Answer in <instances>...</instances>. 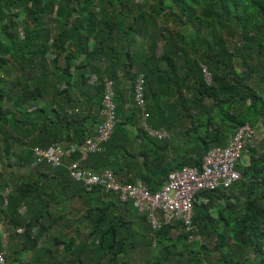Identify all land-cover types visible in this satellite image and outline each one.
Returning <instances> with one entry per match:
<instances>
[{"label":"trees","instance_id":"obj_1","mask_svg":"<svg viewBox=\"0 0 264 264\" xmlns=\"http://www.w3.org/2000/svg\"><path fill=\"white\" fill-rule=\"evenodd\" d=\"M12 14L26 18L24 37H14L18 25ZM163 16L173 19L172 29L159 25ZM53 17L60 19L57 29L47 22ZM182 17L188 23L196 19L199 24L185 38L187 43L175 30ZM7 19L11 28H2ZM222 34L238 38L233 51ZM131 49L136 51L134 55ZM8 56L22 62V69L35 68L42 74L34 83L18 78L12 89L7 80H0V142L5 144L0 159L8 168L0 166V226L5 225L9 234L6 240L0 230V253L6 252L7 264H12L10 253L14 254L13 264H65L58 262L51 248L42 254L41 242L47 241V233L52 231L57 234L49 237L55 239L50 242L62 245L63 252L73 255L78 264H135L129 256L136 249L139 222L148 224L153 248L164 247L165 253V261L157 256L141 264H168L172 257L179 258L175 264H264L262 140L244 151L238 166L240 182L228 190L200 193L208 202L195 203L192 231L176 222L164 227L156 239L132 201L124 204L116 192L101 186L87 191L81 181L72 178L71 166L80 160V149L61 167L46 163L33 167L37 147L48 149L57 143L80 146L92 135L103 119L105 80L114 82L115 133L105 143V151L90 154L81 166L99 174L110 170L121 184L140 180L155 193L171 172L184 166L201 168L206 153L227 146L229 134L234 135L238 128L264 127V0H0V70ZM133 56L148 60L142 66L147 123L154 129L169 130L171 134L164 140L150 136L140 125L135 83L132 98L125 95L121 77L132 70ZM101 60L106 66L97 74L92 62ZM236 61L241 71L235 68ZM203 67L211 72V83L206 82ZM90 71L96 75L95 84L90 81ZM54 88L57 97L73 101L66 116L58 109L52 116L49 106L43 104ZM189 88L194 90L192 99L186 94ZM184 120L189 124L182 123L175 130L174 125ZM128 127L131 130L127 131ZM171 131L186 138L181 139L177 159L173 158L176 150L171 139L175 134ZM15 145L19 149L14 152ZM89 160L95 164L86 166ZM30 166L31 170L48 169L59 185L67 188L72 181L80 190L77 197L82 207L78 211L84 214L74 232L59 234L62 221L72 214L69 206L76 209L73 197L50 194L44 179H35L36 173L23 174L21 185L19 171ZM28 215L32 219L25 223ZM177 230L180 234L175 238ZM210 230L213 233H208ZM14 234L19 250L10 247ZM191 234L214 236L212 254L217 256L210 258L207 244L211 238L200 243L201 249L191 247Z\"/></svg>","mask_w":264,"mask_h":264},{"label":"built area","instance_id":"obj_2","mask_svg":"<svg viewBox=\"0 0 264 264\" xmlns=\"http://www.w3.org/2000/svg\"><path fill=\"white\" fill-rule=\"evenodd\" d=\"M203 73L206 82L211 83V72L203 67ZM145 85V75L138 74L135 83V104L141 112V126L150 136L164 140L170 136V133L164 129L151 128L147 123ZM102 105V122L93 129L92 135L87 137L83 144L80 146L73 144L70 148L64 143H57L56 146L48 149L37 147L34 152L33 167L38 168L45 163L57 168L61 167L67 157L80 149L82 151L80 160L71 166L72 178L81 181L87 191L101 186L107 191L116 192L124 204L132 201L139 213L146 217L155 239L164 227L176 222L182 223L188 232L192 231L195 203L208 202V199L200 196V193L218 189L228 190L242 180V174L238 170L240 160L247 146L255 145L256 129L250 125L238 128L227 146L210 149L203 158L201 168L184 166L171 172L159 191L155 193L142 182L119 183L110 170L99 174L83 169L82 162L92 153L105 151V143L115 133L118 119L112 80L104 82ZM0 230L4 239L8 240L9 234L5 231V225L0 226ZM194 237V234L190 235L191 240ZM0 264H7L6 252L0 253Z\"/></svg>","mask_w":264,"mask_h":264},{"label":"rangeland","instance_id":"obj_3","mask_svg":"<svg viewBox=\"0 0 264 264\" xmlns=\"http://www.w3.org/2000/svg\"><path fill=\"white\" fill-rule=\"evenodd\" d=\"M134 1L143 2V0H134ZM175 11H176V9H175ZM15 14L17 15V12ZM16 15L12 14V17L14 18L15 24L18 25V28L14 34V37H18V35H20V34H21L20 36L24 37V26L25 25L23 24V22L26 23V18H23V16H21L19 18H15ZM181 21H182V24H181L182 26L180 25L179 28L175 27V30L180 32L182 38H184L183 40H186V43H187L188 39H185V38L192 34L193 26L198 27L199 24L197 23L196 19H194L192 23H188L186 20V17H182ZM47 22L51 26L52 29H57L59 26V23H60V19L57 17H55V18L53 17V19L48 18ZM173 22L174 21L172 18L169 19L168 17L163 16L161 18V20H159V25L162 26L163 28H167L166 30H170L174 26L175 22L174 23ZM195 24H197V25H195ZM10 26H11L10 20H8V19L4 20V23H2V28H6V29L11 28ZM184 26H186V27H184ZM1 33H3V32H1ZM222 37L226 39L228 49L233 51L234 44H236L235 42L238 41V38L236 36L227 37L226 34H222ZM186 43H184L183 45L185 46V48L187 50H189ZM160 46H161V42L158 44V48ZM28 51L30 52V50H28ZM202 51L207 52L205 48L202 49ZM213 55H214V52L209 53V56H213ZM4 62H5L4 67L1 68V70H0V77L3 76V77L8 78L10 80V84H8L9 82L7 81V85H8V88H11V89L14 86L15 80L13 81V79L19 78L22 80V82L27 81V80H31L34 83L33 77L36 76V74H38V73L42 74V71H39L35 68L34 69L28 68L26 70L22 69L23 63L14 60L11 56L6 57ZM235 68L240 70V71L242 70L241 66L238 64L237 61L235 63ZM50 72H54V69L50 68ZM254 82H256V81H254ZM135 83H136V81H135ZM134 90H135V87H134ZM186 94L190 99H192L193 98L192 94L194 95V90L192 88H189L187 90ZM134 98H135V91H134ZM145 98H146V85H145ZM165 99L166 98L163 99V102L165 101ZM8 108L12 109V106L9 105ZM145 111L147 112V103L145 104ZM188 121L189 120H184V122L179 121L178 124L174 125L175 130H177L176 128H179V126H181L182 123H184V126L189 124ZM140 125H141V123H140ZM255 131H256V135L254 136V144H256L257 142L259 143L261 140L264 141L263 124H259V128H256ZM12 134H15V132H13ZM181 139L186 140V138H184V136L180 137L179 135H176V134L171 139V143L176 150V155L173 158L177 159V157H179L178 153H179V149L181 147ZM0 144H1V147H0V154H1V152H3L5 144L2 141L0 142ZM12 158L15 159V157H13V156H12ZM1 164H3L2 170L8 169L7 163L5 162V160L0 159V166H2ZM34 173H37V170L36 169L31 170V166L28 168H25L24 170L22 169L21 172L19 171V174H20L19 179H21V185H24L22 182V176H24V175L29 176L28 174H30L32 176ZM81 206H82V204H81ZM69 207L70 208L68 209V211H70L72 213L70 216L71 218H69V220L64 219L62 221V224L64 226L62 228V231L59 234L66 235V234H70V232H74L76 225H77V222L79 221L81 216H83V214H84L83 211H78L80 208L79 206H76V209L73 205H70ZM75 211L76 212L78 211V212L76 214H74ZM31 219H32L31 216L28 215L27 217H24V222L26 223ZM79 225H80V223H79ZM148 227L149 226H148V224H146V222L145 223L139 222L135 227V230L137 232L136 249L129 256L132 263H135V264L147 263L150 259H153L154 257H157V256L161 257L165 261V253L163 252L164 247L161 248L160 250H156L153 248V245L151 242V234H150ZM81 229H85V228L82 227ZM208 233L211 234L213 232L210 230V231H208ZM52 234H54V235L57 234V231L56 232L52 231V233H47V237H48L47 241L41 242L42 254L44 255L45 253H47V250L51 248L54 252V255L57 257L59 263L60 262L63 263V261H64L65 264H78V261L74 260L75 257L73 255L69 256L68 254L63 252L64 250H63L62 245L56 246L50 242V241L54 242V240H55V239L49 238V237H52ZM178 234H180V232L178 230L175 231L174 237L176 238L178 236ZM194 235H195V237L192 240V242H191L192 244L190 246L195 248V249H201L202 245L200 243H202V242L205 243V241H206L205 239H208V238L212 239V241H209V242L207 241L208 242L207 247H208V251L210 252V254H209L210 258L213 260V258L217 256V253L212 254V252L215 250L214 249L215 242L213 241L214 236L207 235V234L204 235V237L200 236L199 234H194ZM69 238H70V235L68 238H65V239L68 240ZM171 241L173 242V240H171ZM17 244H19V241L17 239V236L14 234L11 238V241H10L11 249L13 247L14 250H19L20 247ZM174 249H175V247L172 248V250H174ZM9 253H10V251H9ZM13 258H14V254L10 253V255L8 256V260L12 264H13ZM171 259H172V261H170L168 264H175L174 262L177 259L179 260V258H176V257H172Z\"/></svg>","mask_w":264,"mask_h":264},{"label":"crops","instance_id":"obj_4","mask_svg":"<svg viewBox=\"0 0 264 264\" xmlns=\"http://www.w3.org/2000/svg\"><path fill=\"white\" fill-rule=\"evenodd\" d=\"M116 47H118V46H116ZM135 52L136 51L134 49H131V53L133 55L135 54ZM100 58H102L101 55H100ZM132 59H133L132 60L133 65L130 64V66H132V70H130L124 77H121L123 79V82H124L123 89H124V92H125V95L127 96V98H130V96L132 98V94H131L132 86L134 85V83L136 81L137 75L143 73V69H142L143 63H147V61H148L147 59H144V60L143 59H136L134 56ZM92 66L98 70L97 74H100L104 71V68L106 65L104 64V61L101 60V61H97V62H92ZM91 72H93V71H90V77H91L90 81H92L95 84V83H97L96 75L91 74ZM50 73H54V72H50ZM120 73H121V75H123V69H121ZM39 76H40L39 73L36 74V76L33 77V81L37 80L39 78ZM50 76L53 77L55 75H50ZM145 77H146V75H145ZM4 79L10 83V80L8 78H5L3 76L0 77V80H4ZM17 79L18 78L13 79V81L17 80ZM31 85H33V84L31 83ZM9 89H11V88H9ZM74 91H77V89L74 88ZM57 92H58V89H55V88L51 89L50 93L44 97L43 104L45 106H47V105L49 106L48 108H49V111H50L52 116H54L53 114H54L55 109H58L59 111H61L62 115H65L67 112L71 113V108L73 106V104H71V103H73V101H70L66 96L57 97L56 96ZM76 99H77V97H76ZM75 103H76V101H75ZM146 103H147V100H146ZM128 106L129 105L126 104V107H128ZM131 128L132 127H128L127 131L131 130ZM161 129H164V128H161ZM164 130H167V129H164ZM167 131L170 133L169 130H167ZM172 133H174V132H172ZM231 135L232 134H229V140L231 139ZM18 149L19 148L17 147V145H15L14 152L18 151ZM164 154H167L169 156V151L164 152ZM12 156L14 157L13 154H12ZM69 160L70 159L66 160V164L69 163ZM93 161L89 160L85 165L86 166H92L95 164V162H93ZM139 162L141 163V161H139ZM46 174H50V176L48 178L47 177L44 178V176ZM35 179L37 181L44 179V183L46 185V190L50 194H54V193L64 194L65 199H66V195H67V193H69L73 197V201L75 202V205L79 206V207L81 206L82 200L77 197L80 194V190L76 189V187L72 183V181H69L68 187L65 188L63 185H59V182L57 180H55V178H53L52 174L50 173V171L48 169H41V170L37 171V173L35 174ZM121 180L124 181L125 179L122 178ZM139 182H140V180H139ZM66 185L67 184H65V186ZM228 194H232V192L228 191ZM81 207H80V209H81ZM69 218H70V214L66 216L65 220L69 219Z\"/></svg>","mask_w":264,"mask_h":264},{"label":"clouds","instance_id":"obj_5","mask_svg":"<svg viewBox=\"0 0 264 264\" xmlns=\"http://www.w3.org/2000/svg\"><path fill=\"white\" fill-rule=\"evenodd\" d=\"M135 99V98H134ZM141 119V118H140ZM254 129H256V128H254ZM230 141V140H229Z\"/></svg>","mask_w":264,"mask_h":264}]
</instances>
